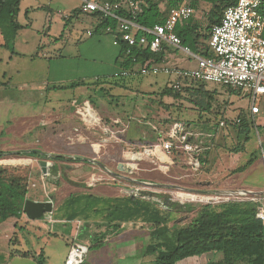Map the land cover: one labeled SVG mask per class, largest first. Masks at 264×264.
Masks as SVG:
<instances>
[{"label":"rangeland","instance_id":"1","mask_svg":"<svg viewBox=\"0 0 264 264\" xmlns=\"http://www.w3.org/2000/svg\"><path fill=\"white\" fill-rule=\"evenodd\" d=\"M156 1L163 7L167 0ZM182 1L187 3L189 0ZM77 5L78 0H21L19 19L20 22L24 23L22 30H20L14 42L8 44V47L2 46L3 39L0 36V151L4 152L0 155V181H17L26 190L25 196L27 198L39 197L40 200H46L51 195L54 212L55 207L63 203L70 195L107 196L116 192L128 195L125 189H139L141 192H149L151 198L161 200L158 207L162 213L168 214L171 222L186 225L192 213H196L197 207L204 204L217 205L222 203L218 201L219 199L211 197L219 195V192L215 190L188 193L183 189H174L176 187L184 189H202L205 187L199 183L200 174L195 175L188 169L189 165L187 167L186 164L180 162L181 158L185 159L186 157L179 151L171 154V158L176 160L177 163L168 167H164L163 163H159L154 158V162H152L150 159L152 156L133 161L135 157L133 152L138 149V146H132V143H138V139L143 141L141 139L143 133L145 137L152 135V130L157 126V121L161 119L162 112L165 113L162 110L164 103L173 101V97L168 95L163 97L160 93L165 84L172 79V76L148 74L133 77L127 80L123 86H113L109 91L110 94L104 96L100 95L102 90L98 89L89 91L87 88L82 87L80 89L64 88L63 86L66 84L78 82L82 86L93 87L97 76H102L101 80H112L109 77L106 79L107 76L105 77V75L110 72L113 74L118 70L115 63L118 46L113 44L111 34L93 32L86 40H79L77 35L82 33L81 31L85 33V29L90 28V25L80 17L72 20L74 26L65 23L63 16L69 15ZM26 6L29 9L27 17L23 14ZM196 13L198 14V11ZM194 14L195 10L192 13L193 17ZM200 15L203 16V12H200ZM47 25L50 26L52 33L49 36L51 39H53L54 32H58L59 29L66 26L63 34L61 36L56 35V38L50 42V47L43 51V54L51 57L57 55L58 52L64 56L58 60L52 58L50 63H48L49 59L41 56V53L38 57H35L39 42L47 36L45 35ZM204 40V37L199 38L200 42ZM181 55L185 62L189 64V67H192L191 65L195 66L196 61L190 55L183 52ZM72 96H75V99L81 102L91 96L90 100L96 110L101 112L102 109L107 114L106 121L108 122L100 120L99 116L95 114L98 120L94 113L90 111L94 121L98 120L94 123L103 126L102 128L95 126V128L89 129L81 124L76 129L77 132L90 133L92 142L99 143L101 146L95 144L92 147V143L88 140H83L82 143H76L75 145H58L57 140L52 139L55 130L48 129L43 134L42 130L37 129L39 119L47 118V116L50 119L55 118L54 115L59 113L65 104L69 105V102L66 101ZM230 99L232 102L227 103L230 114H235L248 105V98H242L239 93L234 94L232 97L231 95L228 96L227 101ZM161 101L163 104H160ZM261 104L264 106V100ZM185 105L191 106L192 104L185 103ZM75 106L83 105H70V109L73 111L72 107ZM159 111L161 112L158 113ZM184 111V113L181 111L179 118L185 121L192 118L189 121L190 128L200 130L203 123L196 121L197 118L199 119L197 113L186 107ZM176 114L175 112H168L164 115L167 117ZM76 118L79 117L76 116ZM116 122L125 125V128H122L124 126L121 125L118 126L119 130L116 129ZM118 135L121 139L118 138ZM263 135L264 126L259 122L255 127L253 126L250 139L245 143L246 149L252 151L257 146V152L262 153V150H259L260 145L258 142L262 140ZM147 139L149 138H145V141ZM236 139L235 131L231 130L228 138L223 139L222 145L225 152H230L229 148L233 147ZM133 140L134 142H132ZM30 149H39L50 154H53L50 151H54V154L63 155L65 158L56 161V172L44 175L37 162L39 158L18 154L20 151ZM118 150L119 155H117ZM106 152L112 158H116V155L119 158L117 161L111 162L109 166L110 169L116 171L118 163H120V177L116 178V175L113 176L112 173L96 163L85 162L82 159L74 160L75 156L86 157L96 159L104 165L106 164V161H104ZM160 158L163 159L161 156ZM126 163H135L136 167L129 168ZM160 165L163 167H160ZM228 173L225 177L233 175L235 172ZM136 180L145 183H139ZM172 193H175L182 200ZM157 194L163 195L165 199L163 200ZM171 195L173 200H169L171 206L169 208L166 197L169 198ZM86 202H90V200H86ZM84 203L85 201H82L81 205ZM179 205H190L194 208L189 211L179 208ZM54 212H52V216ZM88 213L89 211L80 213L78 218L74 220H86L83 217ZM89 218L101 221L99 215L92 214ZM42 234L43 232H41ZM72 234L69 238L67 235L70 244L72 241L78 240ZM20 235L26 240H22L24 242L21 243V248H27V246L29 248L30 245L27 240L29 238L34 240L35 233H29L26 230ZM65 236L58 234L56 237L50 238L48 246L51 245L55 250L54 257L60 256L62 251L67 249ZM46 239L44 236L43 240ZM43 240L36 237L34 248L41 246ZM24 245L25 247H22ZM89 251L88 247L84 262L90 256ZM199 257L203 263H206L220 258L221 253L206 252ZM180 260H177L175 264H179Z\"/></svg>","mask_w":264,"mask_h":264},{"label":"trees","instance_id":"2","mask_svg":"<svg viewBox=\"0 0 264 264\" xmlns=\"http://www.w3.org/2000/svg\"><path fill=\"white\" fill-rule=\"evenodd\" d=\"M107 1L120 3L124 0ZM199 1L211 4L208 13V25L203 36H200L197 27L192 24L191 18L178 22L175 26V33L180 37L183 45L191 47L202 56H207L211 53L208 52L205 43H201V47L197 49V43L200 45L198 40L200 37L207 38L212 25L220 21L223 10L227 6L234 4V0H189L188 4L195 7ZM18 3L19 0H0V30L6 42H9L20 28V25L15 22ZM181 3L182 0H167L163 7L160 8L158 1L144 0L140 10L133 18L123 6L119 14L126 15L136 23L151 28L155 24H162L167 18L169 11ZM93 15L98 19L97 28L102 32H106V26L116 27L115 19L103 17L99 13H93ZM140 35H145L149 40L152 38L150 33L138 31L136 36ZM120 48L121 62L118 70L133 66L132 59L138 56L139 48L133 47L130 54L126 53L123 44L120 45ZM142 51L144 55L142 62L150 57L158 61L162 54V50L153 53L147 47ZM139 76L123 77L112 74L109 79L111 78L114 81L112 82L114 83L113 86L120 87L125 85L127 80ZM105 81L110 82L109 80H97L94 85L106 83ZM174 82L179 83V90L172 87ZM101 90V96L110 94L109 86H101ZM160 93L161 96L168 95L173 97L172 103L164 105V111L167 112L170 110L169 108L174 107L173 109L180 113L185 103H191L193 109L200 111V116L201 114L208 116V122L211 123L208 131L213 132L215 135L219 127V121L224 120L225 124L222 126L223 134L229 136L231 130H233L237 137L236 143L229 148V151L236 153L244 150V144L249 140L250 132L253 129V121L249 118L248 108H243L235 114L229 113L230 110L227 103L231 102L230 100L227 101L228 96L238 93L230 86L193 78L175 77L165 84ZM221 98L223 99L221 100ZM160 104H163V102L161 101ZM179 113L175 116L169 115L159 119L156 123L157 126L152 130V135L145 137L144 133L142 134V142H145V144L149 142L159 143L164 138L169 124L173 121H182L189 124V121L179 118ZM236 118L240 119L238 123L235 121ZM145 138L150 140L147 139L148 141H145ZM214 140L215 137H211L208 142L210 148L199 154V167L196 170L188 167L183 158L180 159V162L186 164L188 169L195 175H199L208 163V154L214 146ZM3 153V151H0V155ZM18 154L37 158H42L46 155L39 149L20 151ZM51 157L55 161L65 158V156L59 154H51ZM79 159L81 158L74 157V160ZM251 161L252 158L249 159L248 163H251ZM175 163H177L176 160H174V165ZM241 170L239 167L234 172ZM25 194L26 190L17 181H0V222L10 217H19L21 215L23 202L26 199ZM159 197L163 198V200L165 199L163 195ZM86 200H90V202H86ZM82 201H85V203L81 205ZM169 202L167 206L170 208ZM256 207L257 205L253 201L234 199L217 205L204 204L197 207L196 213L189 218L186 225L181 223L170 224L168 214L162 213L157 202L153 197L151 198V194L147 191H138L137 193L132 192L128 195L116 197H103L91 194L70 195L56 208L54 216L55 218L70 221L78 218L80 213L89 211L83 217L84 219H88L90 215L94 214L101 216L102 219L109 223L140 221L152 223L154 228L151 231V241L145 247V254H155L154 264H175L177 260L188 256L212 251L221 253V257L205 264H264V222L256 218ZM179 208L191 211L194 207L179 205ZM10 240L13 241V239ZM23 254L27 253L24 252Z\"/></svg>","mask_w":264,"mask_h":264},{"label":"crops","instance_id":"3","mask_svg":"<svg viewBox=\"0 0 264 264\" xmlns=\"http://www.w3.org/2000/svg\"><path fill=\"white\" fill-rule=\"evenodd\" d=\"M182 1L180 5H189ZM20 5L21 0H19L18 3V10L15 15V22L20 25V28L15 32L14 37L9 41L6 42L5 38L3 37L1 30H0V36L3 39L2 46L8 47V44H11L14 42V40L17 38L18 34L20 33V30H22V26L24 25L23 22H20L19 14L20 11ZM160 8L161 5L159 4ZM43 7V6H41ZM39 7V8H41ZM32 8V7H31ZM211 8V4L209 2L199 1L193 9L195 10L194 17L192 14L189 18L192 19V24H194L197 27V31L200 34V36H203V33L206 29V26L208 25V13ZM198 11V14L196 13ZM29 12L28 7L24 9V16L27 17ZM194 12V11H193ZM200 12H203V16L200 15ZM60 15V14H59ZM81 18L84 20L87 24L90 25V28L85 29V33L81 31L82 33H79L77 36L79 40H86L88 36H91L93 32H102L97 28L98 19L93 15V13H87L80 9V0H78V5L71 10L69 15H64L63 18L65 19V23L71 24L72 20ZM193 17V18H192ZM188 19V18H187ZM66 25V24H65ZM74 26V25H73ZM66 27V26H65ZM65 27L62 29H59L58 32H54L53 39L56 38V35L61 36L65 30ZM74 28V27H73ZM73 30V29H72ZM87 31H90V34H87ZM264 31V29H263ZM71 33V32H70ZM103 33H109L110 32H103ZM45 36L43 40H41L38 44L36 56L38 57L39 53H41L42 57H45L48 60V63H50V59L54 58L56 60L60 59V57H64L60 52L58 54L53 55L52 57L49 55L43 54V51L47 50L48 47H50V42L53 40L49 38L50 35H52L50 26H46L45 28ZM113 37V35H112ZM114 40V38H113ZM198 42L201 44L203 42ZM114 44V42H113ZM118 46V54L115 59L116 67L119 69V64L121 62L120 57V45L114 44ZM197 49H199L198 46H200L197 43ZM191 48V47H190ZM192 49V48H191ZM182 51L175 49L171 45H164L162 48V54L160 56V59L158 62L166 63L167 65H170L172 67H179V68H193L189 67V64L185 62V60L182 58L181 55ZM151 58V57H150ZM196 65V64H195ZM118 71V70H117ZM116 72V71H115ZM162 74V73H160ZM112 75V72L105 75L106 78L110 77ZM157 75V74H156ZM166 75V74H165ZM172 78H175L174 75H171ZM100 78H103L102 76H97L95 81L101 80ZM105 81L106 83H101L98 85L92 86H82L80 82L78 83H71L66 84L63 86L64 88H76L80 89L87 88V90L91 91L92 89H98L101 90V86H109L110 91L111 87H113L112 80ZM115 86V85H114ZM118 87V86H115ZM237 91V90H235ZM239 95L244 98L245 96L242 95L239 91H237ZM101 95V94H100ZM166 96V95H165ZM233 95H231L232 97ZM164 97V96H163ZM247 98V97H246ZM91 96L87 99L85 98L82 102L75 99V96H72V98L67 99V103L69 102V105L63 106L62 110L59 113H56L54 116L55 118L50 119L49 116L47 118L39 119L38 127L37 129L42 130L43 134L48 129L55 130L54 135H52V139L57 140L58 145L63 144H72L75 145L76 143H82L83 140H88L93 147L95 144L92 142L91 134L90 133H82L77 132L76 129L81 125L84 124L89 129L103 126H98V124L92 122L91 120V114L90 112L87 113V111L91 110L92 113L99 116L100 120L106 121L107 114L104 113V110L101 109L100 111H97L95 106L91 102ZM264 100V95L261 97V101L259 104V112L254 116V118H250L251 115L249 113V118L253 121V126L257 125V123H261L264 126V106H262V101ZM173 101L169 103L164 104H170ZM230 102L232 100L230 99ZM86 105V108H81L86 111L84 115L86 118H76L74 112L70 109V105ZM249 103L245 108H248L249 110ZM76 107V106H75ZM74 107V108H75ZM185 107L187 109H192L193 112L197 113L199 116V119L197 118V122L203 123V126L201 129L208 130L210 129V122H208V116L205 114H201L200 111L193 109L192 106H184L182 108V112L184 113ZM72 107V109H74ZM168 108V107H167ZM174 108V107H173ZM172 107L169 108V111H164L165 113L168 112H175L179 113L178 111L174 110ZM166 109V108H165ZM180 111V113H182ZM159 111L158 113H160ZM165 113L162 112L160 118L165 117ZM179 113V114H180ZM176 114V115H177ZM164 115V116H163ZM53 116V115H52ZM190 117V116H189ZM188 117V118H189ZM77 119V120H76ZM192 118H189V121ZM259 120V121H258ZM80 122V123H79ZM108 122V121H106ZM117 122L116 129L119 130L118 126H121ZM125 128V125H122ZM121 128V129H122ZM222 126H219L214 140V146L210 153L208 154V163L205 165L203 170L200 172V181L203 187L202 189H183V191L186 192H206V191H223V190H238V189H245V190H252L256 193H260L264 190V135L262 140L258 142L260 145L259 150H262V153L259 151L257 152L258 148L257 146L251 149H246L244 144V150L240 152H225L223 149V139L228 138V136H225L224 130L222 129ZM57 131V132H56ZM253 131V129H252ZM250 132V135L252 133ZM124 136V135H122ZM51 137V136H50ZM58 137V138H56ZM118 138L120 136L118 135ZM125 138V137H124ZM133 139H136L135 137H132ZM250 139V138H249ZM123 140V139H122ZM150 140V139H149ZM134 142V140L132 141ZM138 143H132V146H138V149L140 148V145L145 144V142L137 140ZM100 145V144H99ZM101 146V145H100ZM136 149V151L138 150ZM132 150V149H131ZM54 154V151H50ZM133 152V151H132ZM239 153V154H238ZM245 157H243L244 155ZM109 153H105L104 156H106L104 161H106V164H104V169L106 171H111L112 173H116V178L120 177L121 170L113 171L110 169L111 162L117 161L119 158H117V155H119V150L117 152L116 158H112L109 156ZM252 158L251 163H248L249 159ZM120 163H118L119 168ZM121 167V166H120ZM241 168L242 170L239 172L233 173V175L227 176V173L231 170L234 171L236 168ZM121 169V168H120ZM231 171L229 173H231ZM228 173V174H229ZM186 177V176H183ZM215 187H218L217 189H213ZM186 188V187H185ZM119 190V189H118ZM117 190V191H118ZM127 190L128 194L129 192L132 193L133 190L136 189H125ZM174 190V189H173ZM125 193L122 192H116L111 195L103 196V197H116V196H123ZM27 198V197H26ZM28 199L32 200H40L39 197H28ZM59 206L55 207L58 208ZM54 210V206H53ZM52 210V212H54ZM168 210V209H167ZM52 212L44 214L40 219H29L25 213L22 211L21 215L19 217H10L2 222H0V264H63L65 261V258L67 256L70 242L69 237L73 233L74 237H77L78 240H75L77 242H88L89 243V253L90 256L83 262L82 264H154V257L155 254H145V247L150 243L151 241V231L153 230L154 226L152 223L147 222H120V223H109L101 218V221L98 219L88 218L86 220L78 219V220H66V219H59L55 218V214L52 216ZM194 213H192L193 216ZM191 216V217H192ZM174 222L170 221V224ZM169 224V225H170ZM29 233H35L33 236L34 240L29 239L27 240L30 247L28 248H21V243L26 241L24 240V237L20 235L24 231ZM41 232L43 234L41 235ZM65 236L67 239V249L63 250L60 256H55V250L50 245L48 246V243L50 241V238L56 237L57 235ZM65 234V235H64ZM72 234V235H73ZM68 235V238H67ZM47 238L45 241L43 240V237ZM36 237L42 239L41 246H36L34 248V245L36 243ZM10 239H13L10 240ZM24 240V241H22ZM12 241V242H11ZM72 243V242H71ZM22 247H25L22 246ZM92 250V253H91ZM27 254H23V253ZM201 255V254H200ZM200 255H192L188 256L186 258H183L179 261V264H205L202 262V259H200Z\"/></svg>","mask_w":264,"mask_h":264},{"label":"built area","instance_id":"4","mask_svg":"<svg viewBox=\"0 0 264 264\" xmlns=\"http://www.w3.org/2000/svg\"><path fill=\"white\" fill-rule=\"evenodd\" d=\"M143 2L144 0H124L120 3H111L107 0H80L82 11L99 13L103 17L116 20L115 28L105 27L106 32L112 33L114 44H123L127 54L132 52L133 47L139 48L138 56L132 59L133 66L114 72V76L130 77L162 73L178 78L222 83L248 98L250 118L253 119L259 112L261 97L264 95V0H234V4L227 6L222 12L220 21L212 25L207 38L203 41L208 52L211 53L207 56H202L189 46L183 45L180 37L175 33L176 24L189 18L193 13L192 6L186 4L174 7L162 24L147 28L132 19L140 10ZM122 6L128 10L132 18L119 14ZM138 31L150 33L152 38L149 40L145 35L136 36ZM90 33L87 31V34ZM164 45H171L190 55L195 59L196 65L193 68L172 67L155 61V58H145L146 60L142 62L143 49L147 47L151 52L157 53ZM198 47L200 48L201 45ZM172 87L176 90L180 89L178 82H174ZM83 107L86 108V105ZM83 107H75L73 112L84 119L87 114L84 115L86 111L81 109ZM91 119L92 122L99 120L98 117L97 121H94L92 117ZM235 121L238 123L240 119L236 118ZM224 124V120L219 121V126H224ZM211 137H215L211 131L192 129L188 123L173 121L159 143L149 142L140 145V149L133 152L135 155L133 161L152 156L150 158L152 162L157 159L159 163L164 164V167H168L174 164L171 154L179 151L185 155V163L192 170H196L199 167V154L210 148L208 142ZM126 164L129 168L135 166V163ZM163 166L160 165V167ZM138 191L139 189H136L132 192L137 193ZM173 195L176 196L175 193ZM211 197L219 199V202L232 199L253 201L257 205L256 218L264 222V190L256 193L252 190L238 189L236 194L223 190L219 195ZM153 199L160 206L161 201L157 198ZM169 199L173 200L172 195ZM88 247V242L72 241L63 264H82Z\"/></svg>","mask_w":264,"mask_h":264},{"label":"water","instance_id":"5","mask_svg":"<svg viewBox=\"0 0 264 264\" xmlns=\"http://www.w3.org/2000/svg\"><path fill=\"white\" fill-rule=\"evenodd\" d=\"M45 153V152H43ZM46 155L42 158L38 159V165L40 166V170L42 172V174L44 175H49L52 172H56L57 170V164L56 161L51 157L50 153H45ZM83 161L85 162H91V163H96L98 165H100V167L105 168L104 165L100 164L96 159H89L86 157H82L81 158ZM120 168H118L119 170ZM110 173H112L111 171H109ZM114 175H116V173H112ZM137 181V180H136ZM139 183H145L143 181H137ZM180 189H184L182 187H178ZM217 192H223L221 191H217ZM224 192H229L231 194H236L238 193V190H227ZM170 199L166 198V201L168 202ZM53 210V201H52V196H48V199L46 200H32V199H28L26 198L23 202V207H22V211L25 213V215L31 219H40L44 214L46 213H50Z\"/></svg>","mask_w":264,"mask_h":264},{"label":"bare ground","instance_id":"6","mask_svg":"<svg viewBox=\"0 0 264 264\" xmlns=\"http://www.w3.org/2000/svg\"><path fill=\"white\" fill-rule=\"evenodd\" d=\"M164 158V157H163Z\"/></svg>","mask_w":264,"mask_h":264}]
</instances>
